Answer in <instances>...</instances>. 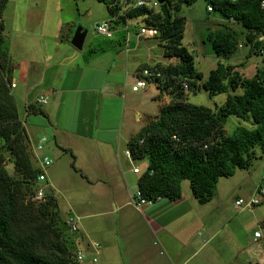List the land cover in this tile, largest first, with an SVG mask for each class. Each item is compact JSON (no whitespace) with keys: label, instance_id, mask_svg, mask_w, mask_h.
<instances>
[{"label":"trees","instance_id":"obj_1","mask_svg":"<svg viewBox=\"0 0 264 264\" xmlns=\"http://www.w3.org/2000/svg\"><path fill=\"white\" fill-rule=\"evenodd\" d=\"M7 1L0 0V43L4 30L1 14ZM95 1L106 6L111 29L113 24L140 19L141 28L157 30L164 56L177 59L173 65L144 67L161 73L162 79L155 83L172 101L162 106L157 119L145 125L126 146L132 162H146L135 191L151 204L158 200L175 202L181 197V183L188 181L197 203L207 204L220 178L247 170L254 160L264 157V61L251 78L217 62L203 80L195 70L193 56L182 45L186 23L178 15L182 6L197 0H164L157 8L136 7L138 0ZM202 1L206 11L211 9L208 13L224 22L222 30L206 36L215 56L227 58L236 51L235 34L227 26L230 23L245 32L248 55L264 56L263 0ZM5 55L0 50V264H79L75 252L83 249L68 235L71 233L59 217L57 200L50 190L45 191L42 201H31L39 170L18 117L11 93L13 67ZM199 82L209 97L226 94L224 103L210 109L186 102L183 92L197 88ZM26 112L44 116L34 105H28ZM229 117L252 128L237 127L227 135L224 125ZM6 162L12 164L13 175ZM261 188L258 186L256 192ZM263 203L264 199L258 205Z\"/></svg>","mask_w":264,"mask_h":264},{"label":"rangeland","instance_id":"obj_2","mask_svg":"<svg viewBox=\"0 0 264 264\" xmlns=\"http://www.w3.org/2000/svg\"><path fill=\"white\" fill-rule=\"evenodd\" d=\"M178 15L182 16L186 23L182 45L193 56L195 70L202 74L203 80L206 79L209 71L215 68L217 62L233 66L235 71L245 78L253 77L256 71L262 67L264 56H256L253 53L248 55L249 46L245 44V32L233 23L227 26L235 34L236 51L227 58H219L213 54L206 37L207 33L222 30L224 22L218 19L215 14L208 13L202 0H197L189 6H182ZM1 19L4 30L0 50L7 53L5 57L12 63L14 79L15 68L18 66L15 62L18 60L27 59L29 61L31 58H37L38 70L42 68L47 71V68L51 67L50 63L46 64L47 57L50 59L52 56L74 52L81 58V56L88 55L89 49L98 50V54L104 57L101 59L103 63L112 67L111 74H115V65L122 63L129 74L126 77V85L129 89L134 83L132 74L138 67L152 68L173 65L177 62L175 58L168 59L164 56V47L158 37L137 36L139 29L143 27L140 19L126 20L125 25L122 23L113 24L112 38H106L96 33L95 26L101 22L110 21L111 17L106 6L95 0H8L2 11ZM77 29L86 33L81 50H77L71 45V39ZM101 49L102 51H100ZM117 52L120 53L123 62L117 63ZM121 73L124 75L123 72ZM200 84L201 82L193 90L183 92L186 102L210 109L224 103L226 94L209 97ZM16 85V89L11 90V93L16 99L21 116L24 113L23 103L25 102L22 95L23 85L19 82ZM239 93L240 91L237 92V94ZM30 96L31 94L28 97L30 103L36 104L35 96ZM127 100L130 103L129 106L135 107L136 113L133 114V117L134 115L140 116L139 123L133 127L135 133L157 119L159 109L172 101L171 97L161 91L154 81H149L145 89L139 90V93L134 97L130 95ZM133 117L131 118L132 122H134ZM29 124L28 122L27 126ZM31 125L36 128V125ZM47 125L45 133L38 131L34 134L37 135V138L44 136L48 140L45 146L52 149L55 148L53 134L47 130ZM237 127L252 128L249 123L229 117L224 125L225 133L230 135ZM28 143L32 154L30 142L28 141ZM55 156H47L51 160V165L47 170L48 172L51 170V176L57 183L56 190L49 191V193L57 200L59 217L62 221H66L69 216L80 220V222L78 221V232L72 235L68 233V235L71 240H77V235H84V231H88L91 240L89 243H100V239L104 240L102 236L105 233L115 232L114 225L121 211L116 213L115 208L113 210L108 206L107 208L102 206L103 202L107 200L104 199L103 202H100L99 187L89 186L80 173L75 170L73 158L68 153L57 150ZM5 166L9 174L13 175L12 164L6 162ZM145 166V161L131 162L128 165L133 179L131 189L134 188L133 181L144 171ZM134 167L140 169L139 174L132 173L131 169ZM263 168L264 157H261L254 160L249 169L236 170L233 176L220 178L214 197L205 205L197 203L190 193L188 181H183L185 183L182 186V196L191 202L190 205L186 201L184 207L186 205L193 207V211L188 215L190 220L183 222L192 223L185 229V237L190 238L189 243H193L195 238L189 237V235L191 236L193 232L202 229L212 236L201 255L211 261V264H264V203L242 210L234 205L237 199L247 202L256 192L258 186L264 187ZM103 195L106 194L103 193ZM84 199L89 200L90 203L87 205L81 203ZM128 218H133V223L137 220L133 214ZM100 225H103L104 228H99ZM64 227L66 230V226ZM57 228H61L59 224ZM254 232L260 233L259 239L254 240ZM203 237L205 241L209 239V237L207 239L205 236ZM198 244L200 246L202 242L200 241ZM68 246L70 247V245ZM103 261L105 260L99 259L98 264H105Z\"/></svg>","mask_w":264,"mask_h":264},{"label":"crops","instance_id":"obj_3","mask_svg":"<svg viewBox=\"0 0 264 264\" xmlns=\"http://www.w3.org/2000/svg\"><path fill=\"white\" fill-rule=\"evenodd\" d=\"M97 51L89 49L88 55L81 58L74 52L52 56L50 59L47 57L46 64L51 65L47 71L42 68L38 70L37 58L15 62L18 66L15 68L14 87L11 90L16 89L17 82L22 83L24 113L20 116L18 108L17 111L19 120H23L32 153L37 141L45 138H37L34 133H45L48 124L47 130L53 134L55 148H47L46 140L42 151L36 155L39 158L55 156L57 150L68 153L73 158L75 170L89 186L99 187V201L107 200L102 206L113 210L115 208L116 213L121 211L114 225L115 232L105 233L100 243L93 241L100 246L97 260L93 264H98L99 259L105 260V264H211L201 255L212 236L202 229L189 235L195 238L193 243H189L190 238L185 237V229L192 223L183 222L190 220L188 215L193 211L191 206L185 204L184 207L186 201L191 205L190 200L182 196L185 182L181 183V197L175 202L158 200L139 209L133 205L131 197L136 190L137 178L131 189L133 179L128 167L131 161L125 156V151L129 141L138 133H135L133 127L139 123L140 116L133 117L136 110L129 106L127 97H134L139 90L132 92L131 87L127 88L126 77L129 74L122 63L115 65V74H111L112 67L103 63L101 59L104 57ZM116 60L117 63L123 62L118 52ZM141 68L138 67L132 77ZM29 93L30 97L35 96L36 104L30 103ZM39 98H44L46 103L38 104ZM28 105L40 107L44 116L28 115ZM132 117L134 122L131 121ZM28 122L30 124L27 126ZM31 124L36 125V128ZM56 184L51 170H47V190H56ZM81 203L87 205L90 201L84 199ZM131 214L137 217L135 223L132 222L133 218H128ZM99 228L104 226L100 225ZM84 232V235H77L76 241L87 254L85 262L92 264L90 232ZM203 236L209 239L205 241ZM198 240L202 242L200 246Z\"/></svg>","mask_w":264,"mask_h":264},{"label":"built area","instance_id":"obj_4","mask_svg":"<svg viewBox=\"0 0 264 264\" xmlns=\"http://www.w3.org/2000/svg\"><path fill=\"white\" fill-rule=\"evenodd\" d=\"M136 7L139 6H146L148 8H157L159 6V3L157 0H138L135 5ZM261 7L264 8V0L261 2ZM207 11H211L210 8H207ZM111 24L108 21L101 22L95 26L96 33L105 36L106 38L112 37V30H111ZM158 34L157 30L155 29H146V28H140L137 36H146V37H156ZM263 40V36L259 37V41ZM162 79V75L160 72L155 70H149L147 68L140 69L135 75H134V83L131 86L132 92H137L138 90L145 89L149 81H156ZM181 88L186 90L187 85L185 83L180 84ZM14 87V84H11V88ZM38 104H45L46 100L44 98H39L37 100ZM46 142L45 138H41L37 141L36 145L34 146V151L32 153L33 159L35 162H37V168L39 170V174L36 178V189L34 194L31 197V201L33 202H40L43 200L45 196V191L47 190L46 185V171L47 168L51 165V160L47 157L39 158L36 153L42 151L44 143ZM142 140H140V143ZM125 156L131 161L130 154L126 150ZM132 162V161H131ZM134 174H139L140 169L138 167H134L131 169ZM264 173V169H263ZM264 199V188H261L259 190V193L255 192L253 196L247 200V202H244L242 199H238L234 202V205L236 208L242 210V209H248L253 206H257L261 203ZM131 201L133 205L139 209L143 206H147L151 204V201L145 200L141 197L140 193L138 191H135L131 197ZM78 218H75L73 216H69L68 219L65 221L67 228L69 229V232L71 234H76L78 232ZM254 240H257L260 238L259 232L253 233ZM90 250H92V258L91 263H95L98 254V250L100 249V246L97 243H89ZM86 252L84 250H77L75 252V261L79 264H87L86 261Z\"/></svg>","mask_w":264,"mask_h":264},{"label":"water","instance_id":"obj_5","mask_svg":"<svg viewBox=\"0 0 264 264\" xmlns=\"http://www.w3.org/2000/svg\"><path fill=\"white\" fill-rule=\"evenodd\" d=\"M157 2L159 3V5H161L163 4L164 0H157ZM85 35L86 33L84 31H82L81 29H77L73 38L71 39V45L75 49L81 50Z\"/></svg>","mask_w":264,"mask_h":264}]
</instances>
